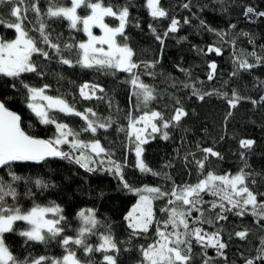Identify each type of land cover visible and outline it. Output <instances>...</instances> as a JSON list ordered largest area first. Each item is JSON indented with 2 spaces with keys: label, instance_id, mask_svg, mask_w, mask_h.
I'll return each mask as SVG.
<instances>
[{
  "label": "trees",
  "instance_id": "1",
  "mask_svg": "<svg viewBox=\"0 0 264 264\" xmlns=\"http://www.w3.org/2000/svg\"><path fill=\"white\" fill-rule=\"evenodd\" d=\"M33 2L37 3L42 12H46L49 7V0H28V4ZM55 2L61 6H71V0ZM102 3L104 6H112L114 10L128 7L129 19L124 29L126 39L118 36L117 41L132 49L133 61L141 65L134 71L139 73L144 83L155 89L156 99L149 102L147 107L138 101L133 95L130 75L127 72L82 68L75 64L69 67L58 63L55 56L52 60L45 61L42 57L34 55V59L45 73L44 76L35 73H22L19 78L0 75V99L5 100L6 107L21 117V127L25 133L43 140L52 139L56 135L54 124L41 123L27 107V90L23 87L24 84L36 88L48 85L45 89L46 95L61 97L74 103L76 109L81 112L85 108H92L98 117H111L115 121L107 131L99 129L96 137H92L91 133H82L81 139H99L106 149L114 153V160L120 163L127 160L123 175L133 188L149 185L170 192L173 182L175 185L195 184L208 171L218 175L236 174L243 168L250 174L248 182L252 190L264 192V101L260 100L264 96V63L247 70L239 69L238 63H234L238 59H247L249 63L256 64L255 57L247 55L251 52L264 57V16L256 15L264 12V0H160V6L168 12V17L158 19L150 16L147 0H102ZM185 3L190 5L189 8L183 7ZM25 6L27 5L21 7ZM248 7L253 8L254 13L246 16ZM10 11L11 5L0 4V17L5 21L15 20L9 15ZM90 13L91 10L85 7L77 10V14L82 18ZM26 15L29 20L24 24L30 29L29 35L38 37V32L31 31L39 26L35 13L29 11ZM173 17L180 21L179 30L164 37L161 44L156 35L163 37ZM185 18L190 23L185 24ZM39 19L48 25L47 31L51 33L54 42L78 45L87 40L82 23L72 28L70 22L63 18L49 19L47 16H41ZM104 22L112 28L119 25V20L111 16L105 17ZM149 25L156 30L155 34ZM216 32L226 33L223 41ZM0 37L10 40L15 37V32L0 25ZM210 45L219 47L221 54L207 53ZM46 50L50 53L52 51L47 48ZM77 51L78 49L74 48L71 54L65 52L64 55L75 61ZM157 61L158 63H155ZM212 62H215L217 67L214 78L209 80V64ZM145 63H154L155 66L146 70L143 67ZM147 72L155 75H148ZM85 83L102 87L104 91H97L96 96L103 99L83 100L79 88ZM185 84L188 87H185ZM193 88L199 90L201 95L213 94L201 100L193 95ZM233 90L241 98L235 108L229 106ZM222 93H227V98H224ZM177 100L180 101L179 104L176 103ZM253 100L258 103L254 105ZM176 107H182L187 115L181 119L179 125L167 129L169 138L165 140L159 133H153L148 137V143L143 145L145 163L160 172L161 176L141 173L135 167L134 144L130 143L127 136L129 113L133 117H139L146 111L155 110L168 119L174 114ZM49 114L58 122L65 123L77 131L84 125V121L79 117L68 116L55 109H50ZM121 128L124 131H118ZM241 139L255 141L252 149H241ZM60 147L65 152L70 150L68 145ZM207 147H212L223 159L209 157L201 173L195 161L203 158L201 149ZM242 151L245 153L244 159L240 156ZM169 164L170 167L166 166ZM94 167L100 169L99 163ZM104 167H107L106 163ZM9 172L21 177H30L32 182H13ZM164 173L171 179H165ZM37 178L50 186L38 189L34 183ZM0 179L11 183L17 191L16 201L10 196L5 197L8 205L15 203L23 211H27L34 205L46 207L54 203L60 206L63 210L61 214L65 217L62 221V236L50 239L47 243L28 241L20 232L28 230L30 226L24 221L14 222V231L5 233L4 239L18 261L24 262L40 256L62 258L66 253L59 240L65 235L76 236L81 223L77 213L87 209L94 210L101 224L96 229V234L88 236L86 242L95 247L100 243L99 236L107 234L110 230L120 249L118 253H109L115 256L116 264H140L141 246L147 247L157 239L155 224L147 234L131 235L132 230L124 217L138 196L125 189L119 177L108 171L101 169L87 172L69 160L49 157L39 164L15 162L0 168ZM251 180L256 183L252 184ZM29 191L31 195H28ZM167 199L153 201V212L159 220L167 219V215L160 211L166 205ZM204 199L211 201L214 197L204 194ZM261 199L264 197H258V200ZM204 208L205 217L213 219L214 224L197 226L209 233L219 230L221 241L227 245L223 256H217L213 248L207 249V257L213 258L212 264H245L248 259H252L254 264H264V259H256L264 252V220L253 217L250 214V206L244 216L226 213L228 219L218 223H215V216L220 209L208 212V205H204ZM196 215L199 214L194 212L193 216ZM241 231L247 232L244 239L235 235ZM71 250L76 252L81 261L90 258L93 264H103L102 252H94L86 257L82 248L73 245ZM207 257L201 247L193 242L191 264H204Z\"/></svg>",
  "mask_w": 264,
  "mask_h": 264
},
{
  "label": "snow or ice",
  "instance_id": "2",
  "mask_svg": "<svg viewBox=\"0 0 264 264\" xmlns=\"http://www.w3.org/2000/svg\"><path fill=\"white\" fill-rule=\"evenodd\" d=\"M0 4L11 5L9 15L15 18L14 21H5L3 17H0V25H4L15 32L13 39L0 37V75L19 78L22 73H35L44 76L45 73L37 60L34 59V55L42 57L45 61H50L55 56L58 58V63L69 67L75 64L82 68L116 69L127 72L130 75L133 95L137 97L138 101L147 107L149 102L156 99L155 89L144 83L140 79L139 73L134 71L141 65L133 61L132 49L127 44H121L117 41L118 36L124 37V29L129 19L128 7L114 10L112 6H104L102 0H71V6H61L55 0H49L47 11L42 12L37 3L28 4V0H0ZM22 5L27 6L21 7ZM189 6L188 3L183 5L184 8H189ZM81 7L90 9V15L80 17L77 10ZM147 7L153 19L168 17V12L160 6V0H147ZM29 11L35 13L37 17L39 26L34 27L31 31L38 32V37L29 35L30 29L24 24L25 21L29 20L26 15ZM252 13H254V9L251 7L245 11L246 16ZM256 15L264 16V12L256 13ZM41 16H47L49 19H66L72 28H76L78 23H82L83 31L88 35V41L78 45L54 42L51 39V33L47 31L48 25L39 19ZM109 16L119 20L117 27L112 28L104 23V18ZM184 23L188 24L190 21L185 18ZM201 23L203 24V21ZM93 26L101 28L104 34L99 37L94 36L91 31ZM149 27L152 28L151 25ZM179 27L180 21L173 17L163 37L157 34L156 39L163 44V38L170 33L178 32ZM232 27L234 28L235 25ZM152 31L154 34L156 33L154 28ZM209 31L215 30L209 29ZM216 35L223 41L226 33L216 32ZM124 38L126 39V37ZM104 45H107V49ZM46 48L51 49V53ZM74 48L78 49L75 61L64 55L65 52L71 54ZM213 52L220 55L221 49L210 45L207 48V53ZM247 55L255 57L256 64L249 63L247 59H238L234 63H238L239 69L247 70L264 63V57L257 55L256 52L247 53ZM154 66V63L143 65L146 70ZM216 67L215 62L209 64L211 70L208 75L209 80L214 78ZM147 74L155 75L152 72H147ZM235 74L233 73V75ZM23 87L27 90V107L40 119L41 123L54 124L56 135L52 139L43 140L26 134L21 127V117L6 107L5 100L0 99V168L10 166L14 162L39 164L49 157H55L74 162L87 172L102 169L119 177L123 187L139 197L137 203L124 217L125 221L128 222V227L132 230L131 235L147 234L150 227L156 225L155 236L157 239L148 244L147 247L141 246L142 261L140 264H191L193 242L201 247L205 257H207L208 248L215 249L217 256H223V250L227 245L221 241L220 231L209 233L204 228L197 226L214 224L213 219L205 217L204 205H208V212L217 208L220 209V212L216 213L215 223L227 220L226 213H233L242 217L248 212L249 206L251 207L250 214L253 217L264 220V199L258 200V197H264V192L252 190L248 182L250 174L245 172L243 168L236 174L218 175L208 171L195 184L175 185L173 182L170 192L161 187L149 185L133 188L123 175V168L127 166V160L124 163L114 160L112 158L114 153L106 149L99 139H81L82 133H91L92 137H96L99 129L107 131L115 123L111 117L100 118L92 108H85L83 112L78 111L74 103H70L61 97L46 95L45 89L49 87L48 85L36 88L24 84ZM185 87L188 85L185 84ZM97 91L103 92L104 89L99 85L89 83H85L79 88V94L83 100L103 99V97L96 96ZM212 94L204 93L201 95L199 90L193 88V95L198 96L201 100ZM221 95L227 98V93ZM141 97L142 100H140ZM240 99L233 90L232 98L229 99V106L235 108ZM260 100L264 101V96ZM37 101H45L46 104H40ZM176 103L179 104L180 101L177 100ZM252 103L255 105L258 102L253 100ZM50 109H55L68 116H77L84 121V125L78 131L70 128L67 124L60 123L55 117L50 116ZM186 115L187 113L182 107H176L174 114L168 119H165L161 112L155 110L146 111L139 117H133L129 113L127 136L130 143L134 144L135 167L141 173L154 177L161 176L160 172L153 170L145 163L143 145L148 143V137L153 133H159L162 139L167 140L169 138L167 129L179 125L181 119ZM230 115L231 112L228 113V116ZM139 125H143V127ZM149 128L150 132H148ZM118 131H124V129L121 128ZM254 143L255 141L251 139H241L239 146L241 149L251 150ZM61 145H68L70 150L63 151ZM197 147L199 148V145ZM201 151L204 153L203 158L195 161L201 173H203L209 157L223 159L220 153L214 151L212 147L202 148ZM190 155L194 154L190 153ZM240 156L241 159H244L245 153L242 151ZM98 163L100 169L94 167ZM105 163L107 164L106 168L104 167ZM166 166L170 167L171 165ZM9 175L13 182L21 180H24L25 183L32 182L30 177H21L14 172H9ZM163 177L168 180L171 179L167 173H164ZM34 183L38 189H46L50 186L39 178L35 179ZM251 183L255 184L256 181L251 180ZM204 194L211 195L214 199L207 201L204 199ZM28 195H31L30 191ZM8 196L16 201L17 191L11 183H5L0 179V264H93L90 258L87 261H81L76 252L71 250L73 245L82 248L86 257L94 252H102L104 253L103 264H116L115 256L109 253H118L120 249L110 230L107 234L99 236L100 243L97 246L93 247L86 242L88 236L96 234V229L101 224L93 209L81 210L77 213L81 223L75 237L65 235L59 240L66 253L62 258L40 256L24 262L18 261L7 247L4 239L5 233L14 231V222L24 221L30 226L28 230L20 232V235L26 237L28 241L47 243L50 239L62 236L64 232L62 221L65 220V217L61 214L63 210L60 206L54 203L46 207L34 205L27 211H23L18 204L8 205L5 200V197ZM165 198H168L167 203L160 211L167 215V219L159 220L155 217L152 204L154 200ZM194 212L199 215L193 216ZM49 213L55 218H46ZM235 235L244 239L247 232L241 231ZM256 259H264V252ZM212 260V257H207L204 264H212ZM245 264H254V261L248 259Z\"/></svg>",
  "mask_w": 264,
  "mask_h": 264
},
{
  "label": "rangeland",
  "instance_id": "3",
  "mask_svg": "<svg viewBox=\"0 0 264 264\" xmlns=\"http://www.w3.org/2000/svg\"><path fill=\"white\" fill-rule=\"evenodd\" d=\"M105 23V22H104ZM91 31H92V34L94 35V36H102L104 33H103V31H102V29L101 28H99L98 26H93L92 27V29H91ZM86 37H87V40L85 41V42H87L88 41V35L86 34ZM104 47H105V49H107V45H104ZM37 103H40V104H46V102L45 101H37ZM140 127H143V125H139ZM151 130H150V128L148 129V132H150ZM134 138V137H133ZM142 188V187H141ZM138 199H139V197L137 198V200L135 201V203L132 205V207L137 203V201H138ZM132 207H131V209H132ZM130 209V210H131ZM129 210V211H130ZM128 211V212H129ZM127 212V213H128ZM46 218H49V219H51V218H55V217H53L52 216V214L51 213H49L47 216H46Z\"/></svg>",
  "mask_w": 264,
  "mask_h": 264
},
{
  "label": "water",
  "instance_id": "4",
  "mask_svg": "<svg viewBox=\"0 0 264 264\" xmlns=\"http://www.w3.org/2000/svg\"><path fill=\"white\" fill-rule=\"evenodd\" d=\"M15 163V162H14Z\"/></svg>",
  "mask_w": 264,
  "mask_h": 264
}]
</instances>
